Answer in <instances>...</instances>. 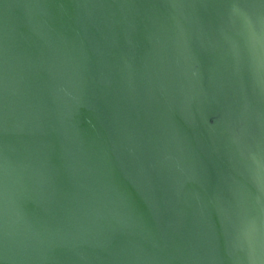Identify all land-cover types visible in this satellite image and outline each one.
Here are the masks:
<instances>
[{"label": "water", "instance_id": "1", "mask_svg": "<svg viewBox=\"0 0 264 264\" xmlns=\"http://www.w3.org/2000/svg\"><path fill=\"white\" fill-rule=\"evenodd\" d=\"M0 264H264V0H0Z\"/></svg>", "mask_w": 264, "mask_h": 264}]
</instances>
